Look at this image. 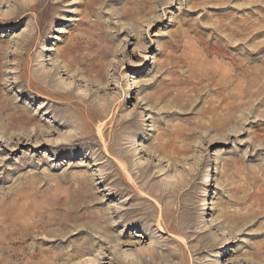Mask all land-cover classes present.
<instances>
[{"label": "rangeland", "instance_id": "1", "mask_svg": "<svg viewBox=\"0 0 264 264\" xmlns=\"http://www.w3.org/2000/svg\"><path fill=\"white\" fill-rule=\"evenodd\" d=\"M0 264H264V0H0Z\"/></svg>", "mask_w": 264, "mask_h": 264}, {"label": "bare ground", "instance_id": "2", "mask_svg": "<svg viewBox=\"0 0 264 264\" xmlns=\"http://www.w3.org/2000/svg\"><path fill=\"white\" fill-rule=\"evenodd\" d=\"M60 96H65V97H67V94L65 93V94H59Z\"/></svg>", "mask_w": 264, "mask_h": 264}]
</instances>
